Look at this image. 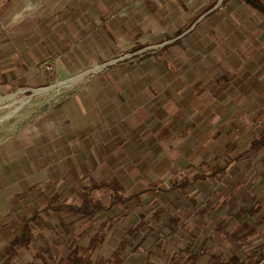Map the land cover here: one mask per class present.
Here are the masks:
<instances>
[{"label": "crops", "instance_id": "obj_1", "mask_svg": "<svg viewBox=\"0 0 264 264\" xmlns=\"http://www.w3.org/2000/svg\"><path fill=\"white\" fill-rule=\"evenodd\" d=\"M261 9L264 0H0V75L6 82L42 87L53 60L60 78L82 74L56 117L0 142V254L24 220L47 213L48 204L61 203L85 181L135 192L162 186L163 167L177 159L180 140L196 136L201 125L202 139L226 134L218 127L231 116L228 104L237 114L251 111L246 119L257 121L234 145L237 161L263 154L247 143L264 135ZM207 119H218L217 126H203ZM255 180L258 193L249 200L235 196L253 210L234 228L246 226L247 243L256 241L255 250L264 254V181ZM232 212L225 210L214 229H224L239 209ZM255 253L249 260L229 254L224 261L264 264Z\"/></svg>", "mask_w": 264, "mask_h": 264}, {"label": "rangeland", "instance_id": "obj_2", "mask_svg": "<svg viewBox=\"0 0 264 264\" xmlns=\"http://www.w3.org/2000/svg\"><path fill=\"white\" fill-rule=\"evenodd\" d=\"M47 69L48 71L44 74L46 83L39 88L14 87L12 81L6 82L4 74L0 75V99H3L0 102V142L13 137L33 123L41 122L44 117H46L45 122H48V115L56 117L59 104L75 91V87L79 86L74 82L75 78L82 74L60 78L55 60L48 64ZM57 84H61V87L49 92H41ZM17 85L19 83L15 86ZM10 96L13 98L6 99ZM227 107L231 111V116L227 121L221 120L218 127L220 133L226 130L225 135L219 138L218 133L214 132L212 136L210 134V140L202 139L201 125L194 132L196 136L179 139L181 145H178L180 152H177V159L167 169L166 165L163 167L167 173L162 177V186L152 184L146 191L135 192L131 187H129L130 190H126L119 183L97 184L85 181L82 188L67 193L64 196L65 199L59 201L61 203L50 204L53 207L64 204L79 206L83 196L81 189L91 184L103 186L91 195L106 208H110L94 219L97 223L89 233V236L92 235L101 223H105L104 230L107 232L102 244L91 255L92 264H172L171 260H178L175 264H186V260L190 262L194 260L195 264L200 260L199 264H208L209 260H217L215 264H225L224 260H227L229 254L236 255L242 260H249L251 254L255 252H257L256 260L264 256L262 250H255L259 245L256 241L254 245H250L247 243L248 238L245 242H241L232 235L238 227L234 228L235 220L240 219L244 213L248 212L249 215L253 210L249 206L243 208L244 203L246 205L248 201H237L235 196L238 199L249 200L253 194L259 192L255 179L264 181V153H260L256 160L247 157L243 160L239 158L240 161H237L239 154L234 150V145L247 138L249 133L246 135V132L251 124L257 121L252 122L246 119L247 116H251V111L245 113V110L237 114L239 109L235 110L233 103L228 104ZM217 121L218 119H207L203 122V126L207 124V127L208 125L214 127ZM183 124L187 126L186 123ZM241 133H244V136L238 139L237 136ZM169 147L166 146L164 150H168ZM148 148L151 146L148 145ZM188 148L194 153H187ZM199 150L200 152H197ZM247 155L249 156L250 152ZM240 156L242 157V154ZM187 157L191 163L184 160ZM144 158L145 156L141 160ZM137 161H139L137 158L133 160V165L128 169L130 173L136 167ZM219 161L223 166L224 162L228 164L223 175H217L214 180H198L191 185L190 190L187 188L184 192L169 189L170 182L173 180L191 181L195 172H210L214 164ZM209 164L212 166L210 170H208ZM188 165H193L195 168L191 169ZM150 172L148 170V176H154L155 170L152 169ZM95 178L98 179V177ZM135 194H140L139 201L134 198ZM50 205L48 204L47 207L48 212L41 215L40 223L32 227L35 238L30 246L17 251L12 257V262L15 264H40L36 256H44L43 253L46 251L57 259L54 264H60L69 253V236L89 228L88 221L68 213H54L49 208ZM204 208L208 210L205 211ZM260 208L261 204L258 209ZM237 209H239L238 215L235 219L227 217L224 229L221 227L214 229L219 222H224L221 221V216L225 215V210L235 213ZM202 210H204L203 214ZM155 214L157 216H154ZM176 219L178 223L174 226L171 221ZM131 224L141 228L142 245L135 252H131L127 247L123 252L118 253V247L126 240L125 232ZM243 228L247 227L243 225ZM87 238L79 240L78 245L87 247ZM235 261L239 264L238 260Z\"/></svg>", "mask_w": 264, "mask_h": 264}, {"label": "trees", "instance_id": "obj_3", "mask_svg": "<svg viewBox=\"0 0 264 264\" xmlns=\"http://www.w3.org/2000/svg\"><path fill=\"white\" fill-rule=\"evenodd\" d=\"M261 6V5H260ZM263 8V6H262ZM263 10V9H261ZM264 11V10H263ZM249 145V148L253 151H258L259 149H264V135H262L260 138H257L252 141L247 142ZM245 155V153H242V157ZM191 168V166H189ZM194 169V168H193ZM225 170V167L220 168L219 166H214L213 169L210 170V172H195L194 178L189 180H173L170 182L169 189L172 191L177 192H184L188 187L196 183L198 180H214V178L217 175H223ZM197 171V170H195ZM103 186H96L95 184H91L89 187H86L83 189V196L82 201L79 206L77 205H59L56 207H53L52 205L49 206L50 209H52V212L54 213H68L74 217H77L81 220H86L89 222V228L86 231H83L81 233H77L74 235H70L68 238V241L70 242V246L68 248V255L62 261L60 264H92L91 262V255L92 253L102 244L105 233L107 230L105 229V223H101L100 226L92 235L89 236V233L93 230V227L97 223L96 217L104 212L107 211L110 208H106L101 202L96 201L91 197L92 193L95 190L100 189ZM140 194H135L134 198L139 201ZM118 201V200H116ZM206 209V210H205ZM205 211H207V208H204ZM202 210V214L203 211ZM154 216H157L155 214ZM175 219V218H174ZM41 221V214L35 213L31 217L27 218L23 222V230L20 233V235L16 236L10 246L2 253L0 254V260L2 261V264H15L12 262V257H14L19 250L28 248L30 244L32 243L34 237V232L32 227L37 226ZM173 222L172 225H176L178 223V219L171 221ZM170 222V223H171ZM141 228L137 226H133L132 224L130 227L126 230V240L120 244L118 247V253H121L124 251L125 248L128 247V249L131 252H135L140 248L142 245V239L140 240V233ZM233 237H236V239H239L241 242H245L247 240V237L250 235V232L244 233V228H237L233 232ZM88 239L87 247H82L78 245V241L84 238ZM43 255L45 256H39L37 255V261H39L40 264H54L57 260L52 254L48 251L44 252ZM116 256L119 258L118 254ZM264 256L260 257L258 260H263ZM235 260L238 259H230L225 264H238ZM172 264H175L178 262V260H171ZM50 262V263H48Z\"/></svg>", "mask_w": 264, "mask_h": 264}, {"label": "bare ground", "instance_id": "obj_4", "mask_svg": "<svg viewBox=\"0 0 264 264\" xmlns=\"http://www.w3.org/2000/svg\"><path fill=\"white\" fill-rule=\"evenodd\" d=\"M72 82V81H71ZM71 82H69V83H71ZM59 87H61V84H57L56 86H54V87H51L50 89H47V90H42L41 92H49V91H51V90H53V89H55V88H59ZM40 93V92H39ZM10 98H13L12 96H10V97H7L6 99H10ZM5 100V99H4ZM3 101V99H0V102H2Z\"/></svg>", "mask_w": 264, "mask_h": 264}]
</instances>
